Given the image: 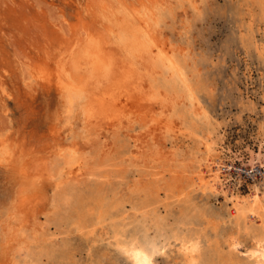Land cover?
I'll return each instance as SVG.
<instances>
[{
	"label": "rangeland",
	"instance_id": "obj_1",
	"mask_svg": "<svg viewBox=\"0 0 264 264\" xmlns=\"http://www.w3.org/2000/svg\"><path fill=\"white\" fill-rule=\"evenodd\" d=\"M143 2L0 0V264H13L14 254L26 264L28 248L39 261L29 264H125L108 244L106 231L142 217L144 208L149 213L157 208L165 225L183 214L204 219L212 234L230 231L235 223L225 191L248 193L263 178L264 0H153L154 18L147 25L129 14L143 9ZM136 31V42L126 40ZM147 36L151 42L144 40ZM90 41L107 62L98 68L108 71L101 75L105 82L94 88L111 95H99V102L109 106L102 109L97 100L100 112L88 106L89 94L69 105L54 76L63 55L71 59L75 44L83 48ZM147 43L154 44L151 52ZM111 45L120 62L109 52ZM140 45L149 57L138 51ZM161 49L180 63L190 90L177 83L178 70L158 65ZM140 53L151 58L143 62ZM84 79L92 84L88 75ZM107 96L125 107H112ZM209 140L214 157L230 166L219 173L224 189L211 193L197 185L191 191L194 201L175 203L179 190L199 183L198 175L211 179L217 172L215 165L203 163ZM79 156L93 164L111 163V176L97 183L83 176L59 187L57 172ZM117 170L122 174H113ZM93 188L117 202V209L86 240L75 200ZM92 222L88 218L81 225ZM211 249L225 254L220 243Z\"/></svg>",
	"mask_w": 264,
	"mask_h": 264
},
{
	"label": "bare ground",
	"instance_id": "obj_2",
	"mask_svg": "<svg viewBox=\"0 0 264 264\" xmlns=\"http://www.w3.org/2000/svg\"><path fill=\"white\" fill-rule=\"evenodd\" d=\"M146 1H147L146 2L147 4H145L143 2L145 4L144 5L145 7H143V9H138L135 12L129 13L132 18H134L135 20H137L138 23H141V24H143L144 22H146L148 24L149 20H152L154 18V12L155 11H154L153 5L155 3H153V0H146ZM102 6H103V4H102ZM147 24H145V25H147ZM148 27L149 26H147V31H148ZM140 28H141V26H140ZM141 33H140V35H142ZM143 33H144V31H143ZM143 35H146V32ZM148 35H149V33H148ZM137 37H139L138 32L137 31L132 32L128 37H126V40H129L131 43H134V41L135 42L137 41ZM94 38H96V37H94ZM142 39L143 38H141V40ZM145 39H149V36H147V38H144V40ZM92 41H93V39H92ZM92 41L89 42L90 44L89 43L85 44L86 46H83V48H82L80 43H77L78 45L74 43L75 45L72 47V50H71L72 54L71 55L69 54L71 59H67L66 56L63 55V57H61L57 63V71H58V73H56L57 76L56 75H54V76L56 77V82L59 85V89L61 88L62 90H64V92H65L64 96L67 99V102L69 105H71V106L75 105V103L77 101H80L83 97H85V95L89 94L92 96V98L90 101L91 103H89L88 106L90 108L96 107L95 110H97V108L99 107L97 100H98V102L100 101V98H98L99 95H101V93H102V95L105 96L106 93H104V92L99 93L97 91V93H99V94H97V93H95L94 88H97V86L99 84L98 82H101V81L105 82V79H104V81H103V79H101V75H103V77L105 78L104 74L105 75L108 74V71L105 73L104 68L102 69L104 72L98 70V68L100 69V66H102V64L105 62L104 61L105 55L103 57V55L99 52V48H96L97 46L91 45L94 43ZM139 42H140V44H142V41H139ZM150 42H151V40H150ZM101 43H103L102 46H104V41ZM105 43L108 44V41H106ZM109 43H110V41H109ZM143 44H144V42H143ZM145 45H147L145 48L146 51L151 52L154 44L152 45V44L147 43ZM145 45H143V46H145ZM136 46H138V45H136ZM111 47H112V45H111ZM140 47H141V45H140ZM140 47H138L139 48L138 51L139 50L143 51L144 47H141V48H143L142 50L140 49ZM157 47H159V46L157 45ZM70 48L71 47H69V49ZM104 49H102V50H104ZM107 49H109V48H107ZM107 49L104 51L106 52L107 55H109L107 53L108 52ZM113 50H115V49L113 48L111 51L109 49V52H112ZM161 50H163V49H161ZM164 51L165 50H163V52ZM156 52H158V51L156 50ZM115 53L113 51L112 54L117 59L118 57L115 55ZM143 53H145V52L143 51ZM145 54H147V53H145ZM149 54H147L148 57L150 56ZM141 55H142L141 59L143 60V62H145L146 58H143V57H145V56H143L144 54L140 53V56ZM110 56L112 57L111 53H110ZM115 57H113V58H115ZM148 57L146 60L151 58V57L150 58H148ZM137 58L138 57H136V59ZM139 59H140V57H139ZM111 60H107V61L110 62ZM117 60L119 62L121 61L120 59H117ZM113 61H114V59H113ZM116 62L114 61L112 64H114ZM123 62L121 65L124 68L125 64L123 65ZM146 62H148V61H146ZM157 62H158V65H165L166 64L168 70H170L172 68L178 70L177 83L179 85H185V87H186L185 90L191 89L190 84L183 82L184 78H183V73H182L181 67L179 65L180 63L178 61H176L171 55H169L168 52L162 53V55L159 57ZM105 63H107V62H105ZM121 65L119 64L117 66H119V68H120ZM111 68H112V65H111ZM114 68H116V66ZM117 68L115 70H117ZM131 68L133 70H135V68H133V67H131ZM112 69H111V71L113 74L114 72ZM127 70H128L127 68H124V72H126ZM120 72H122V69L120 70ZM133 72L134 71H132V73ZM129 73H131V72L129 71ZM112 74L110 76L111 78L113 77ZM86 75H88L89 78L91 79L92 84L90 83L91 84L90 86L88 85V82L85 81V79H84L86 77ZM114 75H116V72L114 73ZM52 78H53V76H51V79ZM112 79H114V78H112ZM112 79H111V81H112ZM126 80H128V81H126L128 83L130 79L127 78ZM123 81L125 82V79ZM114 83L116 84V82H114ZM118 83L116 85H118ZM174 83H176V81ZM108 84H111V83H108ZM120 84H122V83H120ZM105 86H106V84H105ZM110 86H113V84H111ZM103 89L105 90L104 86H103ZM117 89H119V88H117ZM125 89H126V87H125ZM104 90H102V91H104ZM121 93L122 92H120L118 94H121ZM93 95H95L96 97ZM106 95H109V94H106ZM127 95H128V93H127ZM104 96H102V98ZM110 96L111 95H109V98H110ZM129 96H131V95H129ZM143 97H144V95H143ZM109 98L107 96V99L110 101ZM113 98H114V96L112 97V99H111L112 102L110 101L109 105L112 104V107L114 105L115 108H117L118 106L120 107V105L122 104V102H121L122 100L120 99L121 104L118 105L117 103H119V102H117V103L114 102V100H116V99L114 98V100H113ZM126 99H127V97H126ZM94 101H95V103H94ZM113 102L116 103L117 105L113 104ZM99 103L102 104V101ZM95 104H97V105L95 106ZM102 106H103V104H102ZM102 106H100V107H102ZM100 107L98 108V111H99ZM103 107H102V109L107 110L106 108H108L109 106L108 107L105 106L104 108ZM122 107H125V106H122ZM86 109H89V108H86ZM102 109H100V111H102ZM111 109H113V108H111ZM117 110H115V113L117 112ZM119 110H118V113H119ZM89 112L88 113L86 112L87 113L86 116H88V117L92 115V113H89ZM91 112H93V111H91ZM103 112L106 113L105 111H103ZM103 112H101V114ZM111 112H109V113H111ZM121 112H122V110L120 111L121 116L118 114H115L113 112V115H115V117L117 118V121L119 119L118 116H120V117L124 116L123 115L124 110L122 113ZM89 114H91V115H89ZM96 115H97V113H96ZM113 115L111 118L112 120H113ZM116 115H118V116H116ZM92 117L93 116H91V118ZM98 117L99 116H97L96 117L97 120H94V121H98ZM115 117H114V119H115ZM133 117L134 116L132 115L131 118H133ZM99 119H100V117H99ZM88 120H90V119L88 118ZM88 120H87V123H88ZM91 121H93V120H91ZM117 121H115V122H117ZM119 122H121V120ZM92 123H93L92 125L95 124V122H92ZM90 124H91V122H90ZM113 124H114V122H113ZM88 125H89V123H88ZM1 141H3V140H1ZM1 145H2V142H1ZM207 149L208 150H207L205 156L203 157V159H204L203 163L206 164L207 166H209L210 164L215 165L217 172L213 174L214 176L211 179L210 178L205 179V177L203 176L204 174L202 172L203 175H198L199 176L198 177L199 183H196V181H194L192 183H188V186H187L188 188H184V189L182 188L181 190H179L176 198L173 199V201L175 203L177 202L179 204V202L183 201L184 203L190 204L192 200L194 201V199L192 198L193 195L191 194V191L194 190L195 186H197V185L200 186L201 189L207 190L211 193H216V192L224 189L225 186L223 185L224 184L223 182L221 183L219 173H220V171L226 172L230 168V166L228 167L225 164V161L223 162L221 160H217V158H215L216 155L214 157V147H213L212 142L210 140L208 141ZM261 158H263V157L261 156ZM261 160L262 161L260 164L264 168V160L263 159H261ZM253 163H254V161H253ZM109 165H111V163L105 164L102 161H97L96 164H93V162H89V160H87L86 156H79L74 162H72V164L70 163L69 167L66 170H64L63 172H62V170L60 172H57V175L59 177L58 178L59 179V182H58L59 187L63 186L66 182L76 181L77 179H79L80 177H83V176H85V178H88V179L91 178V180L93 179L96 183L101 182V181L107 179V177L111 176V174H112V171L108 170ZM46 166H48V165L46 164ZM49 167H51V166H49ZM117 171H119V170H117ZM205 171L206 170H204V172ZM113 174L121 175L122 172L121 171L113 172ZM260 174H261V176H263V178L259 181L254 182L251 185V190L248 193L244 194V192L241 193L240 190L237 191L233 188L230 189V187H229L230 190H228V189L226 190L228 192L225 191V198L231 204L230 213L233 216L234 223H235V228L230 230V231L228 230V231H224L222 233L220 232V233L212 234L209 231L207 225L204 224V219H202V220H200L198 218L193 219V220L188 219V218L186 219V217L183 214H180L179 218L175 217V219H178L177 221H175V223L165 225V223H164L165 217H163L159 213V211L157 212V208L154 211H151V213H149L150 212L149 210L146 211L144 208L142 210V217L133 218L130 222H127V223L124 222V223H119L117 225L115 224L110 228V231H106V233L108 235L107 237L109 240L108 244L110 245V247L113 248V251L115 252L116 256H118L120 259L124 260L125 264H136L134 256L133 257L126 256L121 251L122 249H127L128 252H130V253L135 252L136 249L132 243L133 238H135L136 241L141 246H143L145 248V250L149 253L150 258L152 260L156 261L157 264L160 262L161 256L163 257V263L162 264H192L193 261H195V264H214L218 261L228 262L227 264H264V170ZM50 175L54 176V173H51ZM206 178H207V176H206ZM218 182H219L220 186L217 185ZM171 189H172V187L169 186L168 191L171 192ZM170 192H169V194H171ZM63 197H64V195H63ZM68 199H69V197H68ZM75 202L77 204L78 211H79L77 223H79V227L82 230L81 234L83 235V237L85 239H86V237L88 238V236L93 233V230H94V227L96 224L101 223L105 219L106 215H108V214L111 215V212H113L114 210L117 209L116 208L117 202L112 201V199L109 197L107 198V196L105 195V193L103 191H97L96 192V190L94 188L89 195H85L84 193L79 195V197L75 200ZM144 203H146V202H144ZM133 207L139 209L137 207V205H134ZM196 207H197V205H196ZM209 208H210V206H209ZM68 209H66V210H68ZM88 218H91L93 220V222L92 223H86L85 225H81V224H84V220H86ZM256 222L259 224L255 226L254 223H256ZM82 228H85L86 230H84ZM216 243L217 244L220 243V245L225 250V254L216 255V254H214V252H212L211 248H212L213 244H216ZM193 244L198 245V247L196 248L195 251L190 250L191 246ZM234 244L237 246L234 247L233 246ZM17 250H18V248H17ZM44 251L45 250L43 248H40L39 254L40 255L43 254ZM48 253L51 254V256L56 255V251L48 252ZM240 253L244 254V256L242 258L243 260L237 261L236 257L239 256ZM63 254L65 255L66 252H63ZM30 261L36 262V263L39 262L36 252L33 249L28 248L27 256H26V264H29ZM13 264H19L18 261L15 260V254H14Z\"/></svg>",
	"mask_w": 264,
	"mask_h": 264
},
{
	"label": "snow or ice",
	"instance_id": "obj_3",
	"mask_svg": "<svg viewBox=\"0 0 264 264\" xmlns=\"http://www.w3.org/2000/svg\"><path fill=\"white\" fill-rule=\"evenodd\" d=\"M132 243L135 247V252L134 253H130L128 252L127 249H122L121 251L126 255V256H130L133 257L135 259L136 264H157L156 261L152 260L150 258L149 253L145 250V248L143 246H141L135 238L132 239ZM234 247L237 245H233ZM150 247V246H149ZM198 247V245L193 244L191 246V251H195L196 248ZM160 264H162V262H160ZM192 264H195V261L192 262Z\"/></svg>",
	"mask_w": 264,
	"mask_h": 264
}]
</instances>
